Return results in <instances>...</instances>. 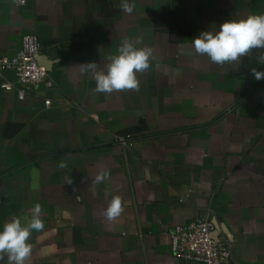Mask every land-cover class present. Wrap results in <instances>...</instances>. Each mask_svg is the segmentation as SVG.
Returning <instances> with one entry per match:
<instances>
[{
    "label": "crops",
    "instance_id": "0c3cea01",
    "mask_svg": "<svg viewBox=\"0 0 264 264\" xmlns=\"http://www.w3.org/2000/svg\"><path fill=\"white\" fill-rule=\"evenodd\" d=\"M121 2L0 0V56L35 34L55 81L24 99L0 88V230L39 202L29 264H202L174 256L171 232L211 213L236 264H264V78L251 71H264V49L220 66L191 48L264 15V0H129L131 14ZM125 37L154 51L140 90L96 93L80 65L104 67ZM102 168L110 179L94 185ZM113 195L125 210L108 222Z\"/></svg>",
    "mask_w": 264,
    "mask_h": 264
},
{
    "label": "clouds",
    "instance_id": "9594fccd",
    "mask_svg": "<svg viewBox=\"0 0 264 264\" xmlns=\"http://www.w3.org/2000/svg\"><path fill=\"white\" fill-rule=\"evenodd\" d=\"M16 4L24 5L26 0H15ZM121 9L131 14L135 3L122 0ZM139 41L133 43L125 37L117 50L118 54L108 57L104 67L96 63L80 65L81 71L91 73L95 80L94 91L99 94L140 90L139 74L150 68V60L154 51L150 47H137ZM191 48L195 56H207L210 62L223 66L240 64L245 56H250L254 49H264V15H249L246 19H229L220 24L216 32L203 31L191 40ZM258 59L264 60V56ZM257 80L264 78V71L251 69ZM59 167H67L62 162ZM110 179V171L102 168L95 175L93 184H102ZM67 184H73L69 177ZM37 187L38 185H33ZM124 200L120 195H113L108 206L101 215L108 222H114L124 212ZM44 210L37 202L30 210L29 216H13L3 224L0 230V260L7 257V264H29L33 245L29 243L33 231L42 232L45 228Z\"/></svg>",
    "mask_w": 264,
    "mask_h": 264
},
{
    "label": "built area",
    "instance_id": "2783aa9c",
    "mask_svg": "<svg viewBox=\"0 0 264 264\" xmlns=\"http://www.w3.org/2000/svg\"><path fill=\"white\" fill-rule=\"evenodd\" d=\"M43 48L37 35L27 33L23 35L20 48L15 53L0 56V88L13 90L19 99H24L41 85L49 88L55 86L48 68L40 61ZM45 104L51 106L52 99H45ZM92 117L96 120L100 118L98 114H92ZM127 139L118 138L117 141L126 143ZM214 231L211 213L177 224L171 232L174 256L202 264H236L235 238L214 236Z\"/></svg>",
    "mask_w": 264,
    "mask_h": 264
},
{
    "label": "water",
    "instance_id": "95a60500",
    "mask_svg": "<svg viewBox=\"0 0 264 264\" xmlns=\"http://www.w3.org/2000/svg\"><path fill=\"white\" fill-rule=\"evenodd\" d=\"M41 61V60H40Z\"/></svg>",
    "mask_w": 264,
    "mask_h": 264
}]
</instances>
